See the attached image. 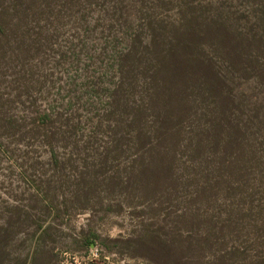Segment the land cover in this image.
Returning a JSON list of instances; mask_svg holds the SVG:
<instances>
[{
	"label": "rangeland",
	"instance_id": "rangeland-1",
	"mask_svg": "<svg viewBox=\"0 0 264 264\" xmlns=\"http://www.w3.org/2000/svg\"><path fill=\"white\" fill-rule=\"evenodd\" d=\"M32 4L19 24L12 0H0V264H222L235 247L226 264H251L264 249L257 175L231 195L214 182L238 150L249 166L264 162V0ZM122 66L131 74L112 125L131 124V137L99 167L110 138H88ZM157 68L171 74L169 92L153 85ZM29 69L31 91L17 98L8 86ZM190 69L213 90L191 82ZM66 121L78 126L68 143ZM136 130L139 147L129 149ZM138 155L134 188L128 172ZM90 167L103 170L79 179Z\"/></svg>",
	"mask_w": 264,
	"mask_h": 264
},
{
	"label": "trees",
	"instance_id": "trees-1",
	"mask_svg": "<svg viewBox=\"0 0 264 264\" xmlns=\"http://www.w3.org/2000/svg\"><path fill=\"white\" fill-rule=\"evenodd\" d=\"M25 0H12L13 3V11L17 12L20 14V17H17V21L19 22V24L21 23H25L27 22V15L30 13V8L33 5L32 4V0H27V5L24 2ZM1 17V16H0ZM0 21H3L2 18H0ZM2 22H0V28H3ZM130 53H123L120 57L121 62L123 63L125 58H127L128 56H130ZM193 70V69H190ZM167 70L165 68H157L155 69L153 76L151 78V80L155 83H153V85L160 89L161 91H163V93L165 91L169 92V85H170V80H171V74L166 72ZM120 77H122L123 80L120 81V83L118 85H116V87L114 88V90L111 91V95L110 97V104H109V108L106 111L105 114H103L102 116H99L98 120H96V125L93 127V132L91 134V136H89V140L88 142L94 143L95 138L97 137H103L104 139H109L110 141L106 140L107 145L103 146L101 151L99 153H96L95 156V161L96 163H99V167H102L106 164L109 163V161L111 162L112 158H113V154L116 155L118 153H120L122 150V147H126L127 143H128V134L129 137L130 136V132L129 131L130 127L132 126L131 124L129 125L128 123H125L124 126H113L114 125V119H115V112L116 110L121 106L123 108V106L120 104V100H119V93L120 90L122 89V86L124 84H128L127 79L130 77L131 74V70L126 68L125 66L121 67L120 70ZM31 75V70H27L26 73L22 76H20V78L18 79V84H16L15 82L13 83L12 86H8V88L10 89H14L16 91V96L17 98H25L31 91V87L29 84V80H27V76L29 77ZM257 79H259L260 85L262 86V88L264 89V71L259 72V74L257 75ZM189 80L191 82L194 83H200L203 87L207 88L210 91H212V87L210 86V84L207 83V81H204V77L203 75L198 72L197 69H195V71L193 70L190 74V78ZM207 85V86H206ZM16 87V88H15ZM226 95V98H231L228 94H224ZM228 95V96H227ZM164 105L166 106V101L163 100ZM7 105V101L5 98H3V96H0V115H1V110ZM227 109V108H225ZM166 114H168L167 112H165L162 117H164L163 119L166 120V117H168ZM45 118V116H44ZM136 121V120H135ZM135 121L133 123H135ZM132 123V124H133ZM113 124V125H112ZM65 126H66V133L67 135L63 136V140L64 143H68L70 138H75L77 132H78V126H76V124H73L72 122L69 123L68 121L65 122ZM237 127V126H236ZM34 134L36 132H33ZM55 133L53 132H48L46 134H44V142L45 144L49 147L53 149V144H52V139L54 137ZM133 135V134H132ZM130 145L128 144V148L129 149H138L137 146L139 147V130H136L135 134L132 136V141L130 142ZM229 144H232L229 141ZM133 145H137L136 147ZM77 146V141L74 143L73 147ZM229 146V145H228ZM232 146L230 145V148L227 149H231ZM55 150H53V155H55ZM239 152L237 153V157L235 158L234 161L230 162V161H225L219 163V166H217V172L218 175L215 178V182L214 184H219V183H224L226 184L227 188L226 191L229 195L232 194V192H234L236 189L239 188L240 184L244 182H246L247 180L245 179V177H247L249 174H251L250 172L253 171L255 175H257L256 178V185L258 186H254L252 187V194L255 196H260L259 194H263L264 193V162L261 159H257L255 160L253 166H249V163L246 162L244 159V155L245 152L243 149L238 150ZM222 153H225V151H223ZM160 156V154H159ZM261 158H264V151L262 152V156ZM132 162H135V166H133L130 170L131 175L133 177L130 178L129 182L132 186H134V188H139V170H135L136 168V164L139 163V155L137 156V158L135 160H132ZM155 163V161H154ZM247 163V164H246ZM161 164V163H160ZM157 165V166H160ZM247 165V166H246ZM97 166V167H98ZM135 168V169H134ZM100 170L102 171V168H93L90 167L89 169L86 168V171H78L77 175L79 179H84L85 177L88 178H92L94 179L100 172ZM138 171V173H137ZM113 180V178H112ZM214 184L208 185L210 188H214ZM89 188H87L88 190H91V186H87ZM84 192V190H83ZM257 202L260 203L259 206H256V212L260 211L263 212V207H264V200H256ZM253 206V204H252ZM252 212L254 213V207L251 210L250 209V215H253ZM243 218L246 219H250L247 216H244ZM252 219V218H251ZM250 219V220H251ZM260 224H264V219H260L259 220ZM254 239L257 240L258 236L254 235ZM242 250H246V248H240ZM241 252L238 248H233V251L231 250L230 252L220 256L218 258V261H221L222 264H226L225 259L227 258V256H235L236 253ZM18 264H24L21 260L18 262ZM30 264H43L42 262H40L37 258H32L30 260ZM251 264H264V249L261 248V250H257L255 255H253L251 257Z\"/></svg>",
	"mask_w": 264,
	"mask_h": 264
}]
</instances>
